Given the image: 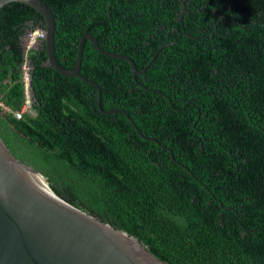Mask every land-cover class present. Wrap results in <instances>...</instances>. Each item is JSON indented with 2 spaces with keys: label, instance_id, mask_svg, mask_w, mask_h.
I'll use <instances>...</instances> for the list:
<instances>
[{
  "label": "trees",
  "instance_id": "trees-1",
  "mask_svg": "<svg viewBox=\"0 0 264 264\" xmlns=\"http://www.w3.org/2000/svg\"><path fill=\"white\" fill-rule=\"evenodd\" d=\"M42 1L65 68L84 33L138 70L174 41L135 79L127 60L88 40L81 58L102 108L124 109L160 144L123 113L101 112L94 86L47 67L44 46L28 54L33 112L16 118L24 26L44 24L12 2L0 8V137L9 151L55 194L169 264H264V0Z\"/></svg>",
  "mask_w": 264,
  "mask_h": 264
},
{
  "label": "water",
  "instance_id": "water-1",
  "mask_svg": "<svg viewBox=\"0 0 264 264\" xmlns=\"http://www.w3.org/2000/svg\"><path fill=\"white\" fill-rule=\"evenodd\" d=\"M12 2L27 4L42 15L44 26L37 28L45 32V37L33 49L45 47L47 67L94 86L101 112L123 113L142 137L154 140L141 134L124 109L102 108L100 86L80 71L83 46L88 40L99 53L127 60L135 79L147 70L164 46L174 41L159 46L146 66L138 70L129 56L101 48L92 34L84 33L78 42L74 66L65 68L54 52L55 18L50 7L42 0H0V8ZM29 85L33 97L32 78ZM37 173L45 177L16 158L0 137V264H169L129 233L55 194L46 177Z\"/></svg>",
  "mask_w": 264,
  "mask_h": 264
},
{
  "label": "built area",
  "instance_id": "built-area-1",
  "mask_svg": "<svg viewBox=\"0 0 264 264\" xmlns=\"http://www.w3.org/2000/svg\"><path fill=\"white\" fill-rule=\"evenodd\" d=\"M44 37H45V32L42 29H38L36 27L28 34L24 42L25 43V48H23L24 61L21 66L22 82L24 85V103L22 109L14 113V116L16 118H21L24 112L32 106L33 98L31 96V87L29 85V81L31 78V64L28 59V54L33 49V46L36 44V42L38 40H43ZM0 106H3L1 102H0Z\"/></svg>",
  "mask_w": 264,
  "mask_h": 264
},
{
  "label": "flooded vegetation",
  "instance_id": "flooded-vegetation-1",
  "mask_svg": "<svg viewBox=\"0 0 264 264\" xmlns=\"http://www.w3.org/2000/svg\"><path fill=\"white\" fill-rule=\"evenodd\" d=\"M176 1H180V2L182 1V3H184L183 0H176ZM166 2L170 3L171 1H170V0H166ZM172 3H174V2H172ZM159 8H160V9H165V10L168 11V10L170 9V5H165V3H164L162 6H159ZM131 9H132V7L128 8L127 10H131ZM169 12H170V11H169ZM175 13H176V15H177V16H175V20H176L177 22H180V23H181V22H182V19H183L182 14L179 15V12H175ZM215 14H217V12H215ZM35 28H36V27H33L31 20L26 22V24H25V26H24V33H23V35H22V42H21V45L24 44V42H25V40H26L28 34H29L32 30H34ZM177 31H178V28L175 26V27L173 28V32H177ZM156 50H157V49H156ZM29 61H30V60H29ZM28 111H29V112L33 111L32 106L28 109Z\"/></svg>",
  "mask_w": 264,
  "mask_h": 264
},
{
  "label": "rangeland",
  "instance_id": "rangeland-1",
  "mask_svg": "<svg viewBox=\"0 0 264 264\" xmlns=\"http://www.w3.org/2000/svg\"><path fill=\"white\" fill-rule=\"evenodd\" d=\"M31 112H33V111H31ZM45 178V177H44ZM46 179V181H47V178H45ZM47 183H48V185H49V182L47 181Z\"/></svg>",
  "mask_w": 264,
  "mask_h": 264
},
{
  "label": "bare ground",
  "instance_id": "bare-ground-1",
  "mask_svg": "<svg viewBox=\"0 0 264 264\" xmlns=\"http://www.w3.org/2000/svg\"><path fill=\"white\" fill-rule=\"evenodd\" d=\"M39 176L43 177L41 174L37 173ZM44 178V177H43Z\"/></svg>",
  "mask_w": 264,
  "mask_h": 264
},
{
  "label": "clouds",
  "instance_id": "clouds-1",
  "mask_svg": "<svg viewBox=\"0 0 264 264\" xmlns=\"http://www.w3.org/2000/svg\"><path fill=\"white\" fill-rule=\"evenodd\" d=\"M33 98V97H32Z\"/></svg>",
  "mask_w": 264,
  "mask_h": 264
}]
</instances>
